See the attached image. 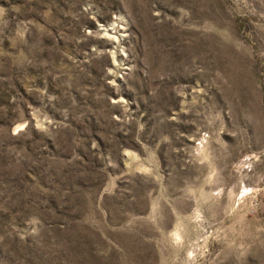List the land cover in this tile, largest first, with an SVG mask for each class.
I'll return each mask as SVG.
<instances>
[{
  "label": "rangeland",
  "instance_id": "obj_1",
  "mask_svg": "<svg viewBox=\"0 0 264 264\" xmlns=\"http://www.w3.org/2000/svg\"><path fill=\"white\" fill-rule=\"evenodd\" d=\"M0 264H264V0H0Z\"/></svg>",
  "mask_w": 264,
  "mask_h": 264
}]
</instances>
